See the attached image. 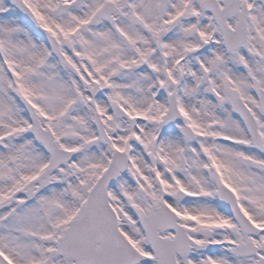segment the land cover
Returning a JSON list of instances; mask_svg holds the SVG:
<instances>
[{"label": "snow or ice", "instance_id": "6c2138e0", "mask_svg": "<svg viewBox=\"0 0 264 264\" xmlns=\"http://www.w3.org/2000/svg\"><path fill=\"white\" fill-rule=\"evenodd\" d=\"M0 264H264V0H0Z\"/></svg>", "mask_w": 264, "mask_h": 264}]
</instances>
